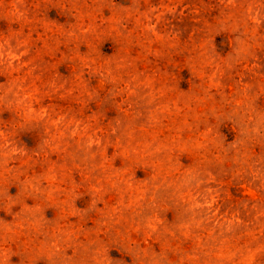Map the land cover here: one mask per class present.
<instances>
[{
	"label": "rangeland",
	"instance_id": "obj_1",
	"mask_svg": "<svg viewBox=\"0 0 264 264\" xmlns=\"http://www.w3.org/2000/svg\"><path fill=\"white\" fill-rule=\"evenodd\" d=\"M0 264H264V0H0Z\"/></svg>",
	"mask_w": 264,
	"mask_h": 264
}]
</instances>
